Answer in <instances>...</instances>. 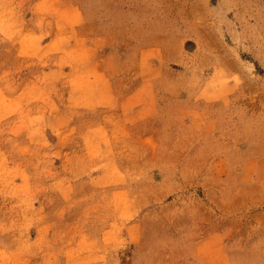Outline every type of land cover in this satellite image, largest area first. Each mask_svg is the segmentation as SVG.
<instances>
[{
	"label": "rangeland",
	"instance_id": "374dc122",
	"mask_svg": "<svg viewBox=\"0 0 264 264\" xmlns=\"http://www.w3.org/2000/svg\"><path fill=\"white\" fill-rule=\"evenodd\" d=\"M0 264H264V0H0Z\"/></svg>",
	"mask_w": 264,
	"mask_h": 264
}]
</instances>
